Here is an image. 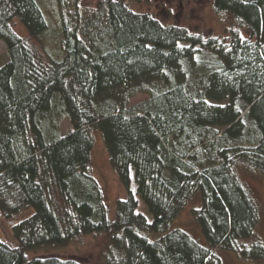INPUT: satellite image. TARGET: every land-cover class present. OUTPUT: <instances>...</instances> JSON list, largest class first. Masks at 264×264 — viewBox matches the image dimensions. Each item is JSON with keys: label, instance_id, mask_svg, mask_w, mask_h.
<instances>
[{"label": "trees", "instance_id": "16d2710c", "mask_svg": "<svg viewBox=\"0 0 264 264\" xmlns=\"http://www.w3.org/2000/svg\"><path fill=\"white\" fill-rule=\"evenodd\" d=\"M56 2L58 50L42 53L13 29L19 21L41 41L39 2L0 0V220L13 239H0V264H83L28 253L95 234L109 235L105 264H221L219 251L264 260L263 242L247 245L260 215L238 177L241 167L264 176V0H213L234 19L228 41L165 26L126 0ZM65 119L73 131L61 136ZM94 132L127 192L112 221L92 173ZM196 199L206 246L169 231Z\"/></svg>", "mask_w": 264, "mask_h": 264}, {"label": "rangeland", "instance_id": "374dc122", "mask_svg": "<svg viewBox=\"0 0 264 264\" xmlns=\"http://www.w3.org/2000/svg\"><path fill=\"white\" fill-rule=\"evenodd\" d=\"M41 5L46 19L49 21V28L41 41L31 39L29 33L19 21L13 23L15 33L29 41L42 53L48 51L54 53L58 50L60 41V13L56 0H37ZM100 0H80L82 10L95 9ZM132 11L139 14H150L165 26H177L186 28L192 33L199 34L204 38H220L230 40V32L236 29L234 19L229 15H219L213 7V0H150L142 5L135 4L132 0H126ZM230 31V32H229ZM244 38H248L245 31H242ZM9 56L7 47L0 42V68L7 64ZM149 89V88H148ZM147 89V90H148ZM150 93L145 92L137 95L129 101V108H133L148 101ZM73 128L69 119L63 120L60 126L61 136L72 133ZM94 149L91 153V168L93 177L100 185L106 200L109 219L112 221L115 216L116 202L127 199V192L121 186L116 173L112 170L104 141L100 133L94 132ZM238 177L251 194L253 200L259 208L260 221L252 240L247 241V245L260 240L264 243V176L249 172L242 167L239 168ZM200 206V200L196 199L182 212L180 217L171 225L169 231L180 230L202 245L206 246V241L193 219L192 209ZM139 212L149 220L152 219L146 207L140 203ZM149 240L156 241L162 235L147 234ZM0 239L13 242L10 228L0 220ZM109 244V235L95 234L81 237L71 241L66 246H47L39 250L30 251V259L36 257L56 256L62 259L75 258L83 264H105L104 255ZM221 264H264V260L249 262L240 259L237 255L227 252H218Z\"/></svg>", "mask_w": 264, "mask_h": 264}]
</instances>
